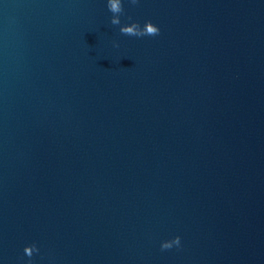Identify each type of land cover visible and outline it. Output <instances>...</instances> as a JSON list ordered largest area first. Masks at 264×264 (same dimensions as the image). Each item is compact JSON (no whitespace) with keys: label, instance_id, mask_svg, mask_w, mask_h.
Here are the masks:
<instances>
[{"label":"water","instance_id":"water-1","mask_svg":"<svg viewBox=\"0 0 264 264\" xmlns=\"http://www.w3.org/2000/svg\"><path fill=\"white\" fill-rule=\"evenodd\" d=\"M121 2L0 0V264H264V0Z\"/></svg>","mask_w":264,"mask_h":264},{"label":"clouds","instance_id":"clouds-1","mask_svg":"<svg viewBox=\"0 0 264 264\" xmlns=\"http://www.w3.org/2000/svg\"><path fill=\"white\" fill-rule=\"evenodd\" d=\"M132 3H136V0H132ZM108 9L111 13L115 14L111 17V24L120 25V32L125 35L143 37V36H156L159 34V27L150 20L145 21L143 27L138 22L121 25L120 14L123 12V5L121 0H108ZM179 247L181 245V238L179 235L173 237L170 240H164L161 242V250L171 249L173 246ZM39 249L35 244L26 245L24 253L28 257H32L34 252H38Z\"/></svg>","mask_w":264,"mask_h":264}]
</instances>
